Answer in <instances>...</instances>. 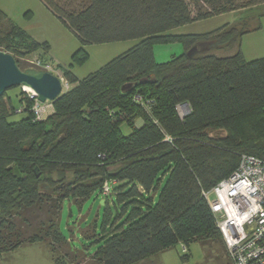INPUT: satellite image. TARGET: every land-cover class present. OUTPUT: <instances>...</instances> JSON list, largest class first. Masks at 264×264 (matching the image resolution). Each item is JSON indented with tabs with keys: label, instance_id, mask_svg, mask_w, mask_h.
Segmentation results:
<instances>
[{
	"label": "trees",
	"instance_id": "trees-1",
	"mask_svg": "<svg viewBox=\"0 0 264 264\" xmlns=\"http://www.w3.org/2000/svg\"><path fill=\"white\" fill-rule=\"evenodd\" d=\"M41 1L81 45L137 42L81 78L61 67L69 87L45 118L17 96L26 114L10 121L12 99L0 96V252L44 243L54 264H70L60 249L81 250L93 264H138L177 243L186 253L197 241L217 246L218 264H233L203 191L232 172L241 154L264 151V56L247 60L240 48L242 34L261 25L264 5L253 28L167 31L264 0H86L77 9ZM166 41H180L184 51L157 62L153 45ZM37 44L0 9V50L24 69L15 54ZM235 44L232 54L213 52ZM193 46L202 51L188 57ZM180 104L189 108L183 117ZM121 121L133 126L129 134ZM117 160L126 163L109 172ZM105 181L100 227L81 232L97 246L77 249L58 231L62 204L100 194ZM209 250L201 264L209 263Z\"/></svg>",
	"mask_w": 264,
	"mask_h": 264
},
{
	"label": "rangeland",
	"instance_id": "rangeland-1",
	"mask_svg": "<svg viewBox=\"0 0 264 264\" xmlns=\"http://www.w3.org/2000/svg\"><path fill=\"white\" fill-rule=\"evenodd\" d=\"M70 8H79L86 0H66ZM245 0H241L244 3ZM262 3V2H261ZM263 4L256 6L236 9L203 19L191 21L186 24L169 29L168 33H206L216 30L227 24L228 27H235L239 30L246 26L253 28L256 25L257 15L262 10ZM0 9L5 13L8 21L22 28L38 44L25 55L15 54L21 61L23 68H29L26 59L41 58L51 65L50 72L55 75L63 76L61 67L72 70L76 76L83 77L88 73L97 70L114 56L126 50L137 42V39H125L107 43H90L81 45L77 35L57 17L53 16L50 10L44 6L41 0H0ZM261 25L258 28L242 34L240 48L243 56L247 60L256 59L264 56V14L259 19ZM227 27V28H228ZM236 45V44H235ZM226 49L213 50L218 56L231 54L233 47ZM82 47V49H80ZM184 51L180 41L155 42L153 45L154 57L157 62L167 61L172 55H179ZM12 54V53H11ZM14 54V53H13ZM64 83L67 81L63 77ZM69 86V85H68ZM64 90V89H63ZM21 88L12 87L6 90V96L11 97L13 113L8 117L10 121H18L25 117V108H20L17 96H20L25 103L29 98ZM50 101H45L48 103ZM31 106V107H32ZM31 109V108H30ZM49 110L53 107H49ZM24 110V111H23ZM180 117L186 111L184 107L177 106ZM33 112V111H32ZM34 114V112H33ZM35 115V114H34ZM42 118V116H41ZM40 118V119H41ZM140 119L135 120V125L139 126ZM132 125L126 121H121L119 128L122 134L127 135L132 131ZM126 163L124 160H117L108 165L109 172H113ZM103 194L94 192L81 203L65 200L60 210L57 226L58 231L67 237L71 245L77 249H82L87 240L81 232L88 225L100 227L103 213ZM103 199V203L100 201ZM96 244H87L88 251L95 250ZM183 244L177 243L175 246L160 251L156 256L145 259L138 264H201L205 259V254L210 248H204L199 242L192 241L187 244V252H183ZM213 245L208 254L211 256L208 264H218ZM208 249V250H207ZM59 254H65L70 264H93L89 257L81 250L78 255L73 256L69 249H60ZM0 264H54L49 248L44 243L23 244L11 251L0 252Z\"/></svg>",
	"mask_w": 264,
	"mask_h": 264
},
{
	"label": "built area",
	"instance_id": "built-area-1",
	"mask_svg": "<svg viewBox=\"0 0 264 264\" xmlns=\"http://www.w3.org/2000/svg\"><path fill=\"white\" fill-rule=\"evenodd\" d=\"M30 67L49 71L51 65L41 58L26 59ZM62 89H67L64 83ZM27 96L34 100L31 110L40 119L43 109L53 107L44 103L27 87L21 86ZM139 99V97H136ZM186 111L188 105L181 104ZM22 110V107L16 111ZM110 184L103 182L101 193L108 194ZM208 205L216 218L233 264H264V151L260 156L243 153L238 165L210 190L203 191ZM183 252L186 246L183 244Z\"/></svg>",
	"mask_w": 264,
	"mask_h": 264
},
{
	"label": "water",
	"instance_id": "water-1",
	"mask_svg": "<svg viewBox=\"0 0 264 264\" xmlns=\"http://www.w3.org/2000/svg\"><path fill=\"white\" fill-rule=\"evenodd\" d=\"M199 51L202 50L193 46L186 51V55L191 57ZM16 86L29 87L40 102L53 101L62 91V82L57 75L31 67L22 69L11 53L0 50V96Z\"/></svg>",
	"mask_w": 264,
	"mask_h": 264
},
{
	"label": "crops",
	"instance_id": "crops-1",
	"mask_svg": "<svg viewBox=\"0 0 264 264\" xmlns=\"http://www.w3.org/2000/svg\"><path fill=\"white\" fill-rule=\"evenodd\" d=\"M42 2V1H41ZM43 4V3H42ZM44 5V4H43ZM45 6V5H44ZM51 12V11H50ZM53 15V14H52ZM54 16V15H53ZM237 49V45L235 46V47H233V49H232V52H231V54L235 51ZM214 53H215V51H214ZM216 54V53H215ZM58 76V75H57ZM58 77H62L63 78V76H58ZM80 78V77H79ZM49 107L48 106H46L44 109H43V111H42V118H45V117H47L50 113H52L53 112V109H51V110H49L48 109ZM140 123V122H139Z\"/></svg>",
	"mask_w": 264,
	"mask_h": 264
},
{
	"label": "bare ground",
	"instance_id": "bare-ground-1",
	"mask_svg": "<svg viewBox=\"0 0 264 264\" xmlns=\"http://www.w3.org/2000/svg\"><path fill=\"white\" fill-rule=\"evenodd\" d=\"M28 90H31L29 87H27Z\"/></svg>",
	"mask_w": 264,
	"mask_h": 264
},
{
	"label": "clouds",
	"instance_id": "clouds-1",
	"mask_svg": "<svg viewBox=\"0 0 264 264\" xmlns=\"http://www.w3.org/2000/svg\"><path fill=\"white\" fill-rule=\"evenodd\" d=\"M31 68H33V67H31ZM52 73V72H51ZM21 87V86H20ZM63 90V89H62Z\"/></svg>",
	"mask_w": 264,
	"mask_h": 264
}]
</instances>
